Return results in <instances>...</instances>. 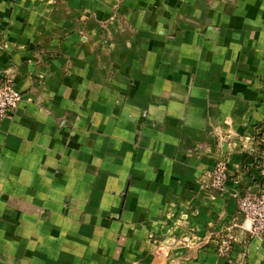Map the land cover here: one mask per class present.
Returning a JSON list of instances; mask_svg holds the SVG:
<instances>
[{
    "label": "crops",
    "instance_id": "crops-1",
    "mask_svg": "<svg viewBox=\"0 0 264 264\" xmlns=\"http://www.w3.org/2000/svg\"><path fill=\"white\" fill-rule=\"evenodd\" d=\"M0 79V264H264L208 189L264 125V0H0Z\"/></svg>",
    "mask_w": 264,
    "mask_h": 264
},
{
    "label": "built area",
    "instance_id": "built-area-1",
    "mask_svg": "<svg viewBox=\"0 0 264 264\" xmlns=\"http://www.w3.org/2000/svg\"><path fill=\"white\" fill-rule=\"evenodd\" d=\"M20 98L21 92L11 80L0 79V121L12 115ZM241 146L245 156L238 165L230 166L222 158L216 161L209 173V187L237 198V209L243 216L239 227L249 236L264 240V125L252 128L243 137ZM235 240L232 229H226L214 240L216 254L226 257ZM183 241L193 245L200 238L190 235Z\"/></svg>",
    "mask_w": 264,
    "mask_h": 264
},
{
    "label": "trees",
    "instance_id": "trees-1",
    "mask_svg": "<svg viewBox=\"0 0 264 264\" xmlns=\"http://www.w3.org/2000/svg\"><path fill=\"white\" fill-rule=\"evenodd\" d=\"M257 126H258V125H257ZM255 127H256V126H255ZM208 189H209L210 191L214 192V193H217V192H218V191H216V190L210 188L209 186H208ZM224 233H225V232L223 231V232L217 234V236H216L215 238H220V236H222Z\"/></svg>",
    "mask_w": 264,
    "mask_h": 264
}]
</instances>
